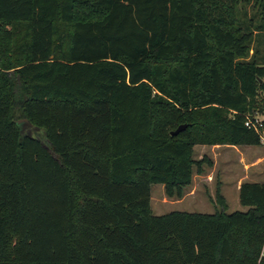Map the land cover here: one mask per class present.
<instances>
[{
  "label": "trees",
  "instance_id": "obj_1",
  "mask_svg": "<svg viewBox=\"0 0 264 264\" xmlns=\"http://www.w3.org/2000/svg\"><path fill=\"white\" fill-rule=\"evenodd\" d=\"M243 1L0 0V264H264V182L246 211L151 208L197 145L262 144L264 0L259 23Z\"/></svg>",
  "mask_w": 264,
  "mask_h": 264
},
{
  "label": "rangeland",
  "instance_id": "obj_2",
  "mask_svg": "<svg viewBox=\"0 0 264 264\" xmlns=\"http://www.w3.org/2000/svg\"><path fill=\"white\" fill-rule=\"evenodd\" d=\"M247 10L248 17L255 14L256 22L261 21L262 9L255 0L251 4L247 1L242 2ZM240 2L236 8V20L241 22V7ZM254 54L261 65H264V31L255 32L254 41L250 55ZM261 104L264 105V94L260 93ZM264 112V109H263ZM24 117L17 115L16 121L22 120ZM23 130L27 132L28 127L21 123ZM36 134V133H34ZM42 136V135H40ZM197 145L195 147V158L202 161V172H197L194 175L193 183L189 186L178 201L176 197H168L165 193L164 185L153 184L151 186V208L154 214L161 215L172 211L183 212H199V213H214L219 209L222 203L217 197V190L220 191L223 202L229 205L227 212L231 213L236 210L245 211L246 208L239 201V192L234 189L241 180L242 173L244 174L243 166L236 152V148L224 146ZM241 150V146H239ZM256 152L252 156L264 158V145L254 146ZM187 194V196H186ZM227 198L225 197V195ZM184 198V199H183ZM264 254V247H263Z\"/></svg>",
  "mask_w": 264,
  "mask_h": 264
},
{
  "label": "crops",
  "instance_id": "obj_3",
  "mask_svg": "<svg viewBox=\"0 0 264 264\" xmlns=\"http://www.w3.org/2000/svg\"><path fill=\"white\" fill-rule=\"evenodd\" d=\"M211 146L216 147V146H221V144H216V145H211ZM224 146H229V144L224 145ZM231 146L236 148V152L238 153V157L241 161V166L244 167L243 170L245 171L244 174L242 173L241 180L239 181L237 187H234V189L239 192L242 183L245 181L264 182V158L260 157V155L255 156V157L252 156L253 153L256 152L255 150H253L254 146L253 145H241V150L239 149V146L237 145H231ZM255 146H260V145H255ZM224 195L227 198L226 194ZM180 199L178 201H181ZM227 206L229 207L228 204Z\"/></svg>",
  "mask_w": 264,
  "mask_h": 264
},
{
  "label": "built area",
  "instance_id": "obj_4",
  "mask_svg": "<svg viewBox=\"0 0 264 264\" xmlns=\"http://www.w3.org/2000/svg\"><path fill=\"white\" fill-rule=\"evenodd\" d=\"M245 125L260 135L261 143L264 145V113L247 115Z\"/></svg>",
  "mask_w": 264,
  "mask_h": 264
},
{
  "label": "water",
  "instance_id": "obj_5",
  "mask_svg": "<svg viewBox=\"0 0 264 264\" xmlns=\"http://www.w3.org/2000/svg\"><path fill=\"white\" fill-rule=\"evenodd\" d=\"M23 123L26 127H28L27 132L32 135L34 131H39L38 126H34L28 118H23L22 120L17 121L18 125H21ZM187 125L186 124H181L179 125L175 130L171 132L172 135H177L184 129H186Z\"/></svg>",
  "mask_w": 264,
  "mask_h": 264
}]
</instances>
